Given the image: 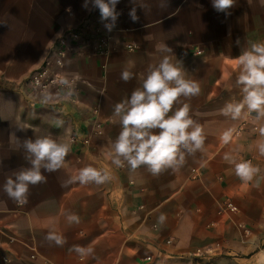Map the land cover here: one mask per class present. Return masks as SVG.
<instances>
[{"label": "crops", "instance_id": "0c3cea01", "mask_svg": "<svg viewBox=\"0 0 264 264\" xmlns=\"http://www.w3.org/2000/svg\"><path fill=\"white\" fill-rule=\"evenodd\" d=\"M114 10L113 22L94 0H0V264H264V116L246 105L236 118L223 112L244 100L238 57L264 44V0H235L228 15L212 0H118ZM85 23L91 38L67 41L71 95L29 92V76ZM94 26L112 36L106 53L97 51ZM165 56L200 86L198 95L178 97L168 115L188 103L204 144L194 152L181 146L183 162L178 155L157 174L147 164L132 169L124 157L118 167L124 113L115 106L126 110ZM38 136L69 151L61 168H41L45 181L30 184L19 204L4 186L32 167L23 141ZM247 160L257 169L251 180L236 174ZM89 166L105 182L82 183L79 172ZM76 246L92 251L81 255Z\"/></svg>", "mask_w": 264, "mask_h": 264}, {"label": "clouds", "instance_id": "9594fccd", "mask_svg": "<svg viewBox=\"0 0 264 264\" xmlns=\"http://www.w3.org/2000/svg\"><path fill=\"white\" fill-rule=\"evenodd\" d=\"M135 3V0H131ZM118 0H94V4L99 7L101 18L104 20H116L117 13L115 5ZM235 0H212V6L217 12H224L228 15V9L232 8ZM135 22L138 17L135 8L129 13ZM112 24L106 25L111 30ZM159 50L171 51L165 45L157 46ZM238 64L243 66V72L239 77V83L244 85V100L239 104H227L223 110L225 115L232 114L233 118L240 116L244 106L249 112H256L258 116H264V44H253L250 51H245L238 57ZM132 73L124 70L121 78L128 81ZM174 82V86H172ZM67 85L65 79L60 82ZM200 93V86L194 81L183 78L180 69L175 66L170 57L165 56L158 67L153 68L147 78L143 81V90L137 89L132 92L131 98L125 103L115 106L116 114L122 112L123 129L114 145L116 159L113 161L118 167L122 166L119 157H124L136 169L142 164H147L153 174L159 173L165 166H172L177 161L179 155L183 162L184 155L180 152V147L194 152L204 144L203 127L196 123L190 116V105L184 103L177 108L172 115L174 103L181 95L185 97L196 96ZM71 95V91L69 92ZM44 102H47L46 100ZM23 125L21 130L27 128ZM153 129H159L154 133ZM264 135V128L260 129ZM225 142L228 141V134L223 136ZM23 146L30 154L32 167L20 171L16 179L8 178L4 189L8 196L19 204L26 203V193L29 185H36L45 181V176L41 173L43 167L51 172L63 166L65 157L68 154V144L57 142L49 136L37 137L34 141L26 139ZM264 154V146L261 147ZM236 174L244 180H251L257 169L253 168L251 162L245 161L236 164ZM79 180L86 183L94 180L100 184L105 182L106 177L94 167H85L79 172ZM55 240L57 244H63V239L54 234L48 237ZM75 250L81 255L90 253L92 249H83L78 246Z\"/></svg>", "mask_w": 264, "mask_h": 264}, {"label": "built area", "instance_id": "2783aa9c", "mask_svg": "<svg viewBox=\"0 0 264 264\" xmlns=\"http://www.w3.org/2000/svg\"><path fill=\"white\" fill-rule=\"evenodd\" d=\"M90 24L85 23L81 27L70 30L64 35V38L56 46V49L53 53L52 59H49L44 67L33 72L25 82V88L34 94L44 93L50 89H54L56 96L63 95L64 93L69 94L73 92L72 83L74 80H68L66 78L65 65L67 62V50L68 45L67 41L75 42H87L91 38L90 33L91 29ZM95 33L93 37L96 40L97 51L100 53H106L109 51V46L112 41V36L109 33H106L98 26H94ZM94 31V30H93ZM96 37H95V36ZM67 80L69 83L67 85L61 84L62 80ZM241 132L245 131V128H240ZM251 162L252 167L254 163L252 160H247ZM233 208V207H232Z\"/></svg>", "mask_w": 264, "mask_h": 264}]
</instances>
